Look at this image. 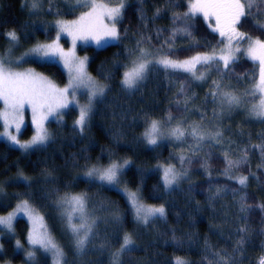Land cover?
Returning <instances> with one entry per match:
<instances>
[{
  "label": "trees",
  "instance_id": "trees-1",
  "mask_svg": "<svg viewBox=\"0 0 264 264\" xmlns=\"http://www.w3.org/2000/svg\"><path fill=\"white\" fill-rule=\"evenodd\" d=\"M25 1L0 0V50L8 45L6 34L13 30L22 45L54 36L55 27L37 24L43 20L38 19L37 27L29 24L35 19L28 15ZM47 3L53 7V3ZM179 3L181 7L173 8L169 0H144L142 5L130 0L118 24L120 40L101 49H83L89 55V72L106 87L83 132L75 124L76 110L71 109L62 124L50 122V139L42 147L23 153L0 140V215L27 201L61 245L62 264H216L214 254H233L243 235L238 233L239 228L250 231L243 253L235 257L236 264H257L264 256V211L256 207L264 204V154L253 147L264 146V120L240 125L242 135L233 131L230 122L227 126L232 127L227 131L219 129L224 148L208 143L197 155L171 142L150 147L145 143V132L151 122L171 124L193 108L209 106L204 101L206 91L190 74L158 65L149 69L146 79L133 91L121 83L140 46L182 60L218 45V34L211 31L202 16L194 18L191 38L178 34L171 47L165 43L171 32L182 26L179 21L174 25L172 12L188 10L189 0ZM157 9L161 10L159 16H155ZM63 15L72 17L74 13ZM240 30L261 36L250 24ZM30 64L65 83L59 65L37 61ZM247 70L250 62L241 61L228 77L242 76ZM26 133L28 137L30 129ZM122 159L130 160L123 183L139 191L145 203L163 205L165 216L140 224L123 193L82 176L92 166L105 167ZM228 160L239 163L229 168ZM162 165H175L194 177L167 189L161 177ZM228 173L255 175L251 183L242 186L226 177ZM73 195L85 198L86 209L95 221L93 234L82 251L77 249L55 204ZM242 203L250 205L251 210L242 211ZM28 234L29 225L22 217L16 219L12 232H2L0 264H53L47 254L39 252L31 261L26 259ZM125 236H130L133 243L121 251Z\"/></svg>",
  "mask_w": 264,
  "mask_h": 264
},
{
  "label": "snow or ice",
  "instance_id": "snow-or-ice-1",
  "mask_svg": "<svg viewBox=\"0 0 264 264\" xmlns=\"http://www.w3.org/2000/svg\"><path fill=\"white\" fill-rule=\"evenodd\" d=\"M138 2L142 5L144 0H138ZM110 3H115L116 6H109ZM65 4L69 13H80L77 18L71 21L57 20L55 23L58 33L53 43L33 48L28 53H25V56H31L39 61L55 59L63 61L66 67L70 65L74 66L75 75L73 76V80L78 83H83L87 80L88 86L91 89L90 96L94 99L98 95L102 96L104 89L97 87L84 72V64L87 57L80 59L75 56L74 51L65 52L59 46L60 35L70 36L73 48H75L78 40L85 43L91 40L97 46H104L111 41L120 40L121 36L117 24L124 18V12L129 5V0H109V2H103V0H65ZM169 4L173 8L181 7L179 0H169ZM24 6H30L31 10L35 12L40 7V0H29V3H26ZM139 11L142 13L143 8L141 7ZM160 12L161 10L157 9L155 16H159ZM196 16L203 17L204 22L207 23L211 31L218 33L222 38V43L226 41L225 47L220 49V55H216V50L213 49L212 54L198 53L182 61L173 60L169 56H163L154 62L164 68L181 69L191 73L197 80H203L205 79V74L203 71L197 74V65H201L205 70L213 67L217 71L221 67L228 69L239 58L236 53L241 52L238 46H234V41L245 42L247 47L244 49V54L249 59L258 62L259 82L255 84L253 89L246 91L241 96L232 91H222L223 86L213 81L217 91L211 95L213 101H215L217 93H219L220 103L222 105L226 104L229 109H232L240 108L245 103L244 97H255L259 93L258 101L251 104L250 113L256 118L264 120V39H261V36H264V0H189L187 11L183 13L172 12L174 25L179 21L182 26L176 27L165 40V43L171 47L178 34L191 38L193 36L191 29L194 27V18ZM141 19H144V17L141 16ZM245 24H250L252 29L259 32L261 36L254 37L247 32L240 31V27H243ZM6 35L10 43L16 44L20 40L19 35L14 30L8 32ZM157 35H159V30L157 31ZM147 39H150V37ZM137 52L136 59L130 61L131 66L123 73L121 81L125 88L128 89L136 88L146 79L149 65L153 63L152 60L148 59L151 53L146 51L142 46L138 47ZM20 59L23 60L24 57ZM16 63L18 64L19 62L17 61ZM69 88L74 89V85L70 83L69 87L58 88L47 78L35 73L33 70L26 72L14 71L11 62L7 61L4 57H0V102L3 103L0 119L4 121V125L8 129H12V126L15 125V131L18 132L23 122L24 109L27 106L31 109L33 122L37 125V134L30 142L25 144H21L17 137L11 134V131L5 132L3 135H6L13 144L23 149L47 143L50 137L47 130L43 127L42 121L46 120L49 116H54L57 120L62 118V110L67 108L70 103L67 98ZM90 110L91 100L88 107L80 109L79 118L75 121L76 126L81 132H83L86 126ZM188 134L196 141V149H199L200 143L205 139L221 143L223 135L220 131H216L214 134H205L195 127H192ZM170 135L177 140H181L185 135V130L176 127L171 130ZM159 136L160 128L158 123L157 121H152L149 129L145 132L147 143L150 145L157 144ZM253 147L260 148L261 153L264 154V146L254 145ZM244 159H246V153ZM181 162H183V158H181ZM127 163L125 161V165ZM238 163L228 160V167L230 168ZM120 168L121 165L112 163L102 172L94 168L87 175L89 177L94 174L99 175L100 180L107 181L109 184H117ZM227 170L226 168L225 171L227 172ZM179 178L180 174L173 167L165 168L163 179L166 188H172L173 185H177ZM237 181L240 185L246 186L248 177H238ZM64 204L70 209L68 212L69 229L76 238L77 249L82 251L89 241V236L93 234L95 221L93 220L90 223L85 218L86 204L83 196L67 197L64 200ZM133 204L136 206L137 218L144 224H148L150 217H163L166 214L163 206L144 208L142 205L137 204L135 194H133ZM241 207L242 211L251 210V206L246 203H242ZM256 207L264 211V204H258ZM20 211L26 212L34 223L39 219V217L31 215V212L28 210L27 201L23 203ZM77 213L79 214L76 217L79 220L78 224L72 222L73 217ZM11 221V216L7 219L0 218V225H5L11 230ZM249 231L250 229L248 228H239L238 233H242L243 235H241L237 247L233 250V254L231 256L227 252L223 256L220 253L214 254L216 264H236L235 257L243 253V246L247 240ZM261 234L264 235V230L261 231ZM29 239L33 245H38L44 251H54L57 256L56 264H62L63 253L49 236L34 229ZM132 243L131 237L125 236L121 251H124ZM33 256L34 253L30 252L29 258L31 259ZM179 264H182V262H179ZM257 264H264V256L259 258Z\"/></svg>",
  "mask_w": 264,
  "mask_h": 264
},
{
  "label": "rangeland",
  "instance_id": "rangeland-1",
  "mask_svg": "<svg viewBox=\"0 0 264 264\" xmlns=\"http://www.w3.org/2000/svg\"><path fill=\"white\" fill-rule=\"evenodd\" d=\"M48 1L53 3V7H51V4L47 3ZM103 2H109V0H103ZM26 3H29V0H26L25 4ZM46 4H47V6H46ZM109 6H116V4L110 3ZM62 13L65 15L68 13L67 8H66V4H65V0H52V1L51 0H40V7L35 12H33L29 6L28 15H30V17L35 19V21L33 23L29 22V24H33V25H31L32 27H37L35 25V23L38 21V19L41 22L43 20L42 23H37V24L39 26L52 25L53 27H55L54 36L51 39H44V40L38 39L37 41L31 42L28 45H22L20 40L16 44L10 43L9 38H8V42H9L8 45L3 50H0V57H4L7 61H10L11 66H12L14 71L26 72L28 70H33L35 73L42 75L45 78H47V80L51 81L58 88L69 87L70 83H72L74 85V89L69 88V93H68L67 98H68V101L70 103H69L67 108L62 110V112H63L62 118L57 120L54 116H49L46 120L42 121L43 127L47 130L49 137L51 135L50 129H49L50 122L54 121L57 124H62L65 120V114L68 111H70L71 109L76 110L77 119H78L80 109L88 107L89 102L91 100V110L89 112L88 120L86 123V126H87L88 121H89V117L91 116V113H92V110H93L96 102L102 96H104V94L106 92V87L96 77H94L89 72V69H88L89 55L87 54V52H84L83 49H85L87 47H94L96 49H101V48H104L110 44H114L117 42V41H111L110 43H108L104 46H97L95 44V42H93L91 40L88 41L87 43H85L84 41L78 40L76 42L75 48H73L72 38L70 36L63 35V34L60 35V39L58 41L59 46L65 52H73L74 51L75 56L79 57L80 59L87 57V60L84 64V72L87 74L88 77L91 78V80L94 82V84L97 87H102L104 89L102 96L98 95L94 99H92L90 96L91 89L88 86L87 80H85L83 83H78V82L73 80V76L75 75V67L74 66L70 65V66L66 67L64 65L63 61H57L55 59L39 61V60L34 59L31 56H25V53H28L33 48L53 43V41L55 40L57 33H58V29H57V26L55 23L57 20H65V21L75 20L77 18V16L80 14L79 12H73L74 15L72 17H64V15ZM40 16H42L46 19L48 18L49 21L44 20ZM117 28H118V24H117ZM29 29L27 28L26 31H28ZM240 31L247 32L245 30H240ZM248 34H250V33H248ZM217 40L218 41L216 43L218 45L216 47L205 49L203 51H197V52L193 53L190 57L195 56L198 53L212 54L213 49L216 50V55H220V49L225 47L226 41L222 43L221 42L222 38L219 35H217ZM234 46H238L241 49V52L236 53V55L239 58L236 60V62L234 64H231L228 69H224L221 67V69L219 71H217L216 68L213 67L211 69L205 70L204 68L201 67V65H197L196 66L197 74H200L201 71H203L205 74V79H203V80H197L191 73L186 72V73L190 74V76L194 79L195 83L198 86H201L202 88L205 89L206 99L204 101H206V103L209 106L206 105V106L201 107V108H198V107L193 108V110H190L186 115H184L183 117H181L180 119L176 120L175 122H173L171 124H159V122H157L158 126L160 128V136L158 138L157 144H155V145L148 144L147 140L145 138V140H146L145 143L148 146L155 147L156 145H158L160 143L171 142L173 144H177L179 147L184 148L185 150L188 151V153H192L194 155H197V154L202 152V148L205 144H208V143L214 144L215 146H219L220 148H224V146L223 145L221 146V143H215L213 141L205 139L204 141H202L200 143L199 149H196V147H195L196 141L188 134L191 131L192 127L197 128L199 131H201L205 134H214L216 131H219V129L222 131V128L224 129L223 131H227L228 129H230L232 126H227V125H229V123L231 122L234 124L233 125V127H234L233 131L234 132L237 131L239 135H242L243 130L241 128H239L240 125H242V126L249 125V124L251 125V123H258V122L262 121L261 119L256 118L254 115H252L250 113L251 104L253 102L258 101L259 93H257L255 97H253V96L244 97L245 103L242 104V106L240 108L229 109L226 104L222 105L220 103L219 93H217V99L215 101H213V99H212L211 94L213 92L217 91L215 89L213 81H216L217 83H219L223 86L222 91H232L235 94L241 95V96L246 91L253 89L255 87V84L259 82L258 62L249 59L248 56L246 54H244V49L247 47L246 43L243 41H240V42L234 41ZM143 48L146 51L151 53V55L148 57V59L152 60L153 63L149 65V69L154 65L161 66L159 64H156L154 61L163 57L164 55L161 54L159 51L151 48V47L145 46ZM137 55H138V52L135 54V56L133 57L132 60L136 59ZM21 57H24V59L21 60L20 59ZM189 58H187V59H189ZM173 60H180V59H173ZM182 60H185V59H182ZM182 60H180V61H182ZM244 60L250 62V70H247L244 73L245 76L240 75L239 77H236V78H229L228 74L231 73V71L235 67V64L237 65L241 61L244 62ZM17 61L19 62L18 64L16 63ZM35 61L41 62V63H55V64L59 65V67L62 69V71L64 72V75L66 77L65 83H61V81L57 80V78L54 77L53 75H51V74L48 75L45 72H42L39 69H37L34 65L30 64V62H35ZM130 66H131V64H129V67ZM166 69L181 70V69H172V68H166ZM181 71H183V70H181ZM148 72H149V70H148ZM183 72H185V71H183ZM136 88H133V89L126 88V89L129 91H133ZM209 90H210V92H209ZM209 99L211 100V102L208 101ZM0 111H3V103L2 102H0ZM0 122L2 124V129L0 130V140L7 142L9 145H11L17 149H20L21 151H23V153H27L28 151L33 150L34 148L36 149L37 147H42L46 144L45 143L43 145H36V146H33L31 148H28V149H23V148L19 147L18 145L13 144L8 139V137L6 135H3V133L11 131V134L15 135L17 137V139L21 142V144H25V143L30 142L32 140V138L37 134V125L33 122L32 111L27 106L24 109L23 122L21 123L20 129L18 132L15 131V125L12 126V129H8L5 127L4 121L2 119H0ZM150 125H149V127H150ZM86 126H85V128H86ZM149 127L147 128V130L149 129ZM176 127H180L183 130H185V135H184L183 139H181V140H177L170 135L171 130L176 128ZM28 129H30V133H29V136L26 137V134H27L26 132ZM234 138H236V137H234ZM227 139H228V136L225 133L224 134V141H226ZM232 141H233V138H232L231 142ZM125 161L128 162L126 165H125ZM129 162H130L129 159H122L120 161L115 162V163L121 165L119 175H118V183L117 184H109L107 181H102L99 179V175L94 174L91 177H89L87 175V173L94 168L98 169L102 172L104 169H106L110 165L105 166V167H103V166H92V167L88 168L87 170H85V172H83L82 176L89 178V179H92V180H95L97 182L103 183V184H105L111 188H114L116 190H119L121 193H123V195L126 197L127 201L129 202V204L132 208V211L134 213V216L136 217L138 222L140 224H144L136 216V206L133 204V194H135L137 204L142 205L144 208L160 207L163 205H150L148 203H145L142 200L139 191L129 189L123 183V173H124V170L127 169ZM168 167H173L175 169V171L178 174H180L178 184L173 185L172 188L180 185L182 183V181H185L187 179H191L194 177L193 174L184 175V173H182L178 168H176L175 165H162L161 166V177H162L163 184H164V179H163L164 170H165V168H168ZM70 174H73V173H70ZM77 175H79V173ZM254 175H252V174H251V176L242 175V174L232 175V174L228 173L225 176L231 177V179H233L235 181H237L238 177L247 176L248 177L247 185H248L249 183H251V177ZM44 181L47 182V181H49V179L44 178ZM164 186H165V184H164ZM172 188H167V189H172ZM73 196H80V195H73ZM65 199H63L61 201L57 200L55 204L58 208V211L60 213H62L61 215L64 217L65 224L67 226L66 227L67 231L71 234V236L74 238V240L76 242V238L73 235V233L70 231L69 226H68V212L70 211V209L68 208L67 205L64 204ZM85 204H86V201H85ZM22 206H23V203H20L15 208H13L10 212L5 213L4 215H0V218H4V219H7L9 216L12 217L11 230H9L5 225H0V237H1L2 232H8V233L12 232L14 222L16 221L17 218L22 217L25 219V221L29 225V234L27 237V246L24 248V253H25L26 259L28 261H31L32 259H34L36 257L37 252H39V253L47 254L50 257L52 263L56 264L57 256H56L55 252L54 251H44V249L40 248L38 245H33L30 242L29 236L33 232V230L35 229L36 231L44 233L47 236H49L51 238V240L57 245V247L63 253V249H62L61 245H59V243L49 233L43 217L39 213L34 212L33 209L28 205V210L31 212V215L39 217V219H37L34 223L33 220L29 217V215L26 212L20 211V208ZM78 215L79 214L77 213L73 217V220H72L73 223H77V224L79 223V220L76 218ZM84 215H85V218L91 223L93 217L89 214L86 207H85ZM153 218H155V217H150L149 221ZM0 251H1V243H0ZM30 252L34 253V256L31 259L29 258ZM62 258H63V256H62Z\"/></svg>",
  "mask_w": 264,
  "mask_h": 264
}]
</instances>
